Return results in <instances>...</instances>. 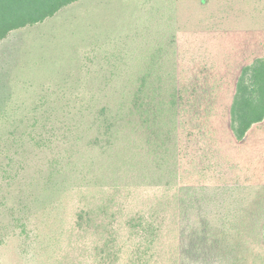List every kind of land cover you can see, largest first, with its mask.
<instances>
[{
  "label": "trees",
  "instance_id": "trees-1",
  "mask_svg": "<svg viewBox=\"0 0 264 264\" xmlns=\"http://www.w3.org/2000/svg\"><path fill=\"white\" fill-rule=\"evenodd\" d=\"M79 1L0 0V43ZM137 37L136 46L122 43L106 54L99 70L88 68V77L94 73L101 80L80 78L72 87L68 81L58 90L49 87L52 91L18 118L0 109V120L14 127L0 132L5 144L0 155L28 143L52 151L35 193V205L51 213L49 220L57 215L53 224L43 222L50 233L37 235L52 250L51 264H181L183 238L204 241L212 235L209 225L193 221L199 209L195 186L181 185L186 177L178 170L187 157L183 137H199L208 146L215 142L210 120L221 82L202 78L206 67L195 78L188 76L175 35ZM263 122L264 58H258L236 82L230 130L242 142ZM210 163L200 171L189 169L205 174L200 186L206 196L212 190L206 181ZM220 223L223 232L229 230ZM260 255L253 264H264ZM224 258L227 263L221 264L241 261Z\"/></svg>",
  "mask_w": 264,
  "mask_h": 264
},
{
  "label": "rangeland",
  "instance_id": "rangeland-1",
  "mask_svg": "<svg viewBox=\"0 0 264 264\" xmlns=\"http://www.w3.org/2000/svg\"><path fill=\"white\" fill-rule=\"evenodd\" d=\"M138 33L150 40L175 35L188 76L195 78L206 67L200 76L222 85L210 120L215 142L182 138L187 157L178 170L186 177L180 184L195 186L199 209L193 221L209 225L212 235L204 241L183 238L181 264L227 263L225 256L253 264L257 255L264 256V122L237 142L230 106L241 70L264 58V0H81L0 43V109L18 118L47 89L72 87L80 78L101 80L94 73L88 77V68L99 70L105 55L122 43L136 46ZM13 128L0 120V132ZM51 156L30 143L0 155V264H51L52 250L37 235L50 233L43 222L53 224L57 215L49 220L51 213L35 205L36 181L45 177ZM208 159L212 170L206 181L214 192L206 196L200 186L205 174L189 169L200 171ZM224 186L231 189L225 192ZM222 215L229 228L224 232ZM66 249L64 241L62 253Z\"/></svg>",
  "mask_w": 264,
  "mask_h": 264
}]
</instances>
